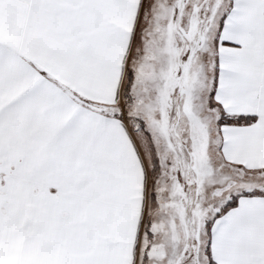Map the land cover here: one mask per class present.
Returning a JSON list of instances; mask_svg holds the SVG:
<instances>
[{"label":"snow or ice","instance_id":"1","mask_svg":"<svg viewBox=\"0 0 264 264\" xmlns=\"http://www.w3.org/2000/svg\"><path fill=\"white\" fill-rule=\"evenodd\" d=\"M0 264H264V0H0Z\"/></svg>","mask_w":264,"mask_h":264}]
</instances>
